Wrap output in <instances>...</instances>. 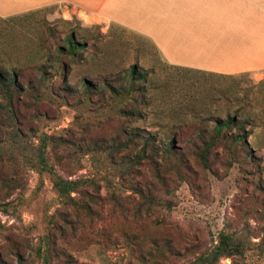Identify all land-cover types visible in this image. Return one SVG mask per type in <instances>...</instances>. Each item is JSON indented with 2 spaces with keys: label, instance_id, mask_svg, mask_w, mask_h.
Wrapping results in <instances>:
<instances>
[{
  "label": "rangeland",
  "instance_id": "obj_1",
  "mask_svg": "<svg viewBox=\"0 0 264 264\" xmlns=\"http://www.w3.org/2000/svg\"><path fill=\"white\" fill-rule=\"evenodd\" d=\"M64 9L0 17V62L25 65L24 82L42 80L37 91L12 96L11 108L0 96V264H185L219 233L238 244L237 264H264V82L167 65L137 33ZM69 34L84 47L75 57L62 55L64 85L48 66ZM130 65L145 73L136 105L129 91L100 92L105 77L125 86ZM82 79L96 92L82 95ZM129 107L135 115L119 111ZM235 114L250 155L230 158L217 148L205 167L189 148L199 141L195 133ZM178 128L177 149L154 157L157 172L148 159L133 161L141 141L126 145L122 135L142 130L159 150ZM52 173L79 181L70 195L93 216L54 191ZM138 189L152 201L142 205ZM62 213L76 223H62ZM48 232L55 241L45 253Z\"/></svg>",
  "mask_w": 264,
  "mask_h": 264
},
{
  "label": "crops",
  "instance_id": "obj_2",
  "mask_svg": "<svg viewBox=\"0 0 264 264\" xmlns=\"http://www.w3.org/2000/svg\"><path fill=\"white\" fill-rule=\"evenodd\" d=\"M50 6L137 33L167 65L264 82V0H0V17Z\"/></svg>",
  "mask_w": 264,
  "mask_h": 264
},
{
  "label": "trees",
  "instance_id": "obj_3",
  "mask_svg": "<svg viewBox=\"0 0 264 264\" xmlns=\"http://www.w3.org/2000/svg\"><path fill=\"white\" fill-rule=\"evenodd\" d=\"M50 31V29H48ZM67 44L65 48L62 46H57L54 50L55 57L57 58V62L54 63L51 66H48L49 68L53 67L54 71L56 73L60 74L61 77V83L65 85L66 82V64L62 60V55L65 56H72L75 57L79 49H82L84 47V43L73 41V35L69 34L67 40ZM40 75H44L46 66H36L35 67ZM26 69L24 66H7V64L0 62V96L5 100V102L8 104V107L11 108V101L12 96L21 94L25 89L27 90H33L37 91V87H40V84L42 83V80L34 79L33 80H26L25 82L21 80V72ZM126 85H115L113 81L108 79L107 77L103 78L101 81V90L100 92H103L104 90L108 91V94L111 97H118L121 93H126V91L131 92L130 93V102L133 105L137 104V101L141 98L140 92L143 90L141 83L145 79V73L141 71V68L135 65H130L127 69L126 73ZM96 92V86L95 83H92L90 80L82 79L80 81V93L82 95L90 96L91 94ZM122 115L125 116H133L135 115V112L133 110V107H129L128 109H119ZM236 120V114L235 116H229L226 117V119L223 122L215 121L214 125L210 129L206 128H200L195 133V136L199 139L198 143L191 142L190 143V150L192 153H195V155L198 157L199 161L207 167V162L210 159L211 156L218 155L217 148H220V150L227 154L230 158H233L237 156L240 152L244 155H250V150L247 148L246 143V137H247V130L240 125H235L234 121ZM181 131L182 128H178L175 130V134L171 136L168 141L159 148V150H156L151 145V141H153V137L150 135H146L142 132V130H129L125 131L123 130L122 135L125 137L124 144L132 143L133 141L140 140L141 145L139 150L136 152V154L133 157V161L136 163H139L142 159H148L151 162V169L153 172H157L156 169L159 168V163L155 160V156L157 155H171L173 149H177V147L173 143V138L175 136L177 140V133L176 131ZM111 143L116 145L120 144L118 141V138H112ZM238 143V145L236 144ZM241 143V145L239 144ZM149 147V153L146 152V148ZM175 153V152H174ZM176 154V153H175ZM179 156V155H178ZM163 159V158H162ZM176 165V164H175ZM177 166V165H176ZM51 171V169H49ZM158 176V175H157ZM52 187L54 191L59 195L63 197L68 198V204L73 206V209L75 208H82L88 215L93 216L94 211L90 208V206L86 203L83 206V202L76 203L75 199L70 195L71 192L77 190V185L79 183L76 179H66L62 178L57 174L52 173ZM138 193L142 198L141 204L144 205L146 202L152 201V194L148 193L146 191H142L138 189ZM81 209V210H82ZM68 214H61L59 217L62 220V223L68 224L70 227L73 226L74 223H76V220H68L66 217ZM57 235L63 236L61 233L60 226L53 225L50 227V229L54 230V233H56L55 229H57ZM55 234L48 232L43 237V244L44 246V252L47 253L51 252L53 248H50L49 246L54 245L55 241ZM240 250L238 248V244L235 243L231 237L227 234L219 233L217 242L209 249H205L203 251H199L195 256L189 260L185 264H218V260L220 257H230L231 258V264H237L235 262V258H233V255L235 253H238ZM46 259L47 255H44Z\"/></svg>",
  "mask_w": 264,
  "mask_h": 264
}]
</instances>
